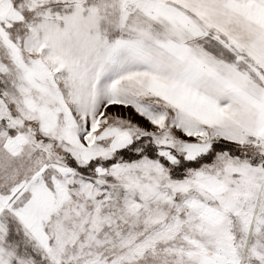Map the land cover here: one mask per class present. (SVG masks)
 Wrapping results in <instances>:
<instances>
[{
  "label": "snow or ice",
  "instance_id": "1",
  "mask_svg": "<svg viewBox=\"0 0 264 264\" xmlns=\"http://www.w3.org/2000/svg\"><path fill=\"white\" fill-rule=\"evenodd\" d=\"M0 264H264V0H0Z\"/></svg>",
  "mask_w": 264,
  "mask_h": 264
}]
</instances>
